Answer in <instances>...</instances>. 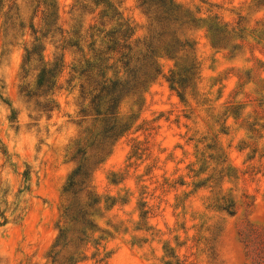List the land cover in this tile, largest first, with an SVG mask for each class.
Here are the masks:
<instances>
[{"label":"rangeland","instance_id":"rangeland-1","mask_svg":"<svg viewBox=\"0 0 264 264\" xmlns=\"http://www.w3.org/2000/svg\"><path fill=\"white\" fill-rule=\"evenodd\" d=\"M177 1L205 20L219 16L239 34L245 28L244 38L215 48L204 22L189 31L200 64L196 87L183 101L167 80L174 61L163 59L144 99L123 101L121 118L134 123L102 163L89 138L106 123L83 121L78 89L66 82L76 50L64 49L60 34L45 40L46 59L64 53L67 64L48 110L45 96L20 93L32 1L17 0L20 18L0 17V264H57L49 255L65 206L85 195L82 183L71 194L65 186L86 158L100 199L88 210L97 230H87L85 215L68 233L60 264H264V5ZM74 2L57 0L62 29L78 28ZM123 10L142 34L147 20L137 0H124ZM225 199L234 201L233 214L218 206Z\"/></svg>","mask_w":264,"mask_h":264},{"label":"trees","instance_id":"trees-1","mask_svg":"<svg viewBox=\"0 0 264 264\" xmlns=\"http://www.w3.org/2000/svg\"><path fill=\"white\" fill-rule=\"evenodd\" d=\"M30 1L33 6V40L25 47L20 93L28 97L45 96L47 103L53 106L48 110L57 105L55 89L67 64L64 53L55 52L52 59H46L45 40L57 38L60 34L58 41L63 48H73L78 54L70 65L66 82L72 90L78 89L79 115L83 121L95 117L106 123L103 133L90 132L92 143L89 147L95 146L98 151V163L107 158L111 152L109 149L132 128L133 121L121 118L123 101L129 96L137 97L138 101L144 99L150 86L163 74V59L174 61L167 80L183 101L188 91L196 87L200 64L196 57L197 41L187 35L189 31L201 28L204 22L207 36L215 48L228 46L236 37L244 38L242 31L245 28L239 34V27L231 28L219 16L205 20L177 0H137V6L147 20L141 26L142 34L139 33V25L124 15V0H75L71 13L79 17V24L78 28L71 30L62 29L59 25L57 0ZM254 2L264 5V0ZM20 12L17 0H0V17L13 14L17 19ZM87 14H96L89 24L84 20ZM262 35L264 24L259 29V38ZM83 139L84 133L72 140L69 153L72 154ZM86 159L88 163L79 164L65 186V192L71 194L77 184L82 183L85 195L77 200L69 199L65 206L63 225L49 255L53 263H61L58 257L68 249V233L73 227L84 224L85 215L91 220L90 225H86L87 230L92 233L97 230L94 214L88 210L96 209L100 199L91 190L90 162ZM218 206L230 214L234 213L233 200L225 199Z\"/></svg>","mask_w":264,"mask_h":264}]
</instances>
